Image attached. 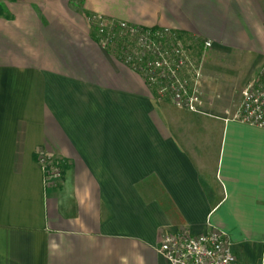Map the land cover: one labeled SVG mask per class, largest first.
<instances>
[{"label":"crops","instance_id":"0c3cea01","mask_svg":"<svg viewBox=\"0 0 264 264\" xmlns=\"http://www.w3.org/2000/svg\"><path fill=\"white\" fill-rule=\"evenodd\" d=\"M83 6L210 39L239 72L206 68L205 105L189 110L103 49L68 0H0V264H165L161 236L181 229L221 230L240 264H264V126L232 116L264 62V0ZM40 150L62 164L53 186Z\"/></svg>","mask_w":264,"mask_h":264},{"label":"built area","instance_id":"2783aa9c","mask_svg":"<svg viewBox=\"0 0 264 264\" xmlns=\"http://www.w3.org/2000/svg\"><path fill=\"white\" fill-rule=\"evenodd\" d=\"M95 28L99 44L104 47L109 43L115 55L140 72L156 97L169 96L177 106L202 110L200 65L194 52L197 37L186 38L168 26H148L104 16L97 20ZM197 46L204 50L212 46V41L203 39ZM254 79L244 86L242 101L232 116L264 126V64ZM37 163L43 170L45 184L53 186L61 181L62 164L53 155L40 150ZM157 252L165 264H240L229 237L218 229L200 234L186 229L164 232Z\"/></svg>","mask_w":264,"mask_h":264},{"label":"rangeland","instance_id":"374dc122","mask_svg":"<svg viewBox=\"0 0 264 264\" xmlns=\"http://www.w3.org/2000/svg\"><path fill=\"white\" fill-rule=\"evenodd\" d=\"M68 2L70 3V8H73L77 11H79L81 13V17L83 19V21H85L86 24H88L89 26V29H90V35H92L93 37H96V40L97 42L99 43V34L95 28V24L97 22V20L102 16L104 17H110V18H115V19H120V18H116V17H113V16H109L105 13H102L100 11H87L84 6H83V2L84 0H68ZM73 15H75V17L77 18L78 17V14L77 12ZM80 18V17H78ZM122 20H126V19H122ZM129 21V20H128ZM175 29V28H174ZM177 30V29H176ZM179 33H181L179 30H177ZM185 37L186 38H189L188 35L185 34ZM197 41L196 43L197 44H200L202 40L201 38L197 37ZM196 44V47L194 48V52L197 53L196 55V62L199 63L200 65V75H199V84L201 86V93H200V98H201V107L203 108V106L205 105L204 103V97H205V91L203 90V87H202V84H201V79H202V75L204 73H207L205 72L206 71V68H207V71L210 73V74H222V73H225L227 74L228 76L229 75H236L238 74L239 70H233L232 68H238L237 67V62L240 61L241 59V56L240 54H237V53H232V54H226L225 52H219L218 50L216 49H213L212 46L210 47H207V48H204V50H201V48H199L200 46H197ZM201 45V44H200ZM103 49H106L108 52H110L111 54H115L114 52H112L113 50L110 47L109 43L106 45V46H101ZM202 51V52H201ZM201 52V54H199ZM199 54V55H198ZM198 56V58H197ZM243 60V59H242ZM264 62H262L261 64H259L253 75L251 76L250 80L248 82H252V80H255L254 78L256 77L261 65H263ZM238 71V72H237ZM243 71V70H242ZM240 74V73H239ZM247 82V83H248ZM246 83V84H247ZM244 88V87H243ZM242 88V90H243ZM242 94L243 92L241 91V97L240 99L238 100L237 99V102H236V107L240 104V102L242 101ZM158 98V97H157ZM161 100H169L171 102V98L169 96H165V97H161L159 98ZM216 101V103H218L220 106H224L226 104H228V101L229 100H226L224 97H222L221 95L215 97L214 99Z\"/></svg>","mask_w":264,"mask_h":264},{"label":"trees","instance_id":"16d2710c","mask_svg":"<svg viewBox=\"0 0 264 264\" xmlns=\"http://www.w3.org/2000/svg\"><path fill=\"white\" fill-rule=\"evenodd\" d=\"M181 32V35H183V36H185V34L182 32V31H180ZM201 41V40H200ZM201 44V43H200ZM200 44H198V45H200Z\"/></svg>","mask_w":264,"mask_h":264}]
</instances>
